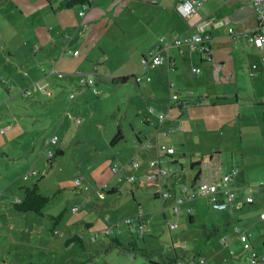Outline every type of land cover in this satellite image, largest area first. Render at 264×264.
Here are the masks:
<instances>
[{
  "label": "crops",
  "instance_id": "1",
  "mask_svg": "<svg viewBox=\"0 0 264 264\" xmlns=\"http://www.w3.org/2000/svg\"><path fill=\"white\" fill-rule=\"evenodd\" d=\"M185 1L192 0H96L87 15L81 17V6L68 7L64 0H0V12L3 13L0 20V40L2 38L1 41H6L4 45L1 44L3 48L0 49V64L2 56H5L6 66L14 70L11 77L9 74L7 92L11 99L18 96L13 100L22 96L32 102L27 104L34 105L48 100L60 105L66 117L68 113H73L72 129L75 122L80 120L75 115L79 105L78 108L74 105L77 102L82 103L77 93L88 92L80 90L85 85L82 83L84 78L93 80L99 86L97 79L100 77L105 81L106 90L114 86L121 87V84L114 82L120 78H141L139 84L133 81L137 90L134 97L136 100L141 97L143 102L147 101L148 105L156 109V113L172 114L175 109L180 114L177 120L168 118L164 124H160L157 114L153 113V117L149 113L143 121L145 131L137 126L132 127L139 155L142 156L144 152L145 157L151 158L150 161H160L163 167L171 169L168 178L163 181L164 190L171 193V198L166 202L155 198L157 190L148 184V188L153 191L154 200L161 203L164 220L171 223L170 213L174 206L187 202L190 208V222L194 224L197 200L203 198L211 204L209 197H191L193 192H197L201 182H217L234 168L239 169V174L234 177L232 183L237 194L233 208L220 211L229 212L227 214L230 221L225 222L224 226L213 224L219 227V230L210 240L216 242L212 246L204 236L196 246L199 249L206 243L202 249L208 258H205L203 250H189L183 243L175 242L173 237L172 246L168 245L169 253L160 255L155 247L158 243L152 242L156 241V236L153 237L154 240H148L142 246L133 233L132 228L135 227L126 225L133 237L127 243L136 240L140 248L153 251V260L157 262H161V257L171 259L175 256L185 259L198 257L210 260L213 264H252V253L264 256V253L258 252L257 247L260 245L264 249V225L258 221L252 224V219L240 222L238 212L243 210L244 206H249L246 201L249 187L255 185L264 190V187H261L264 182V115H247L246 112L252 105H264V89L260 95L261 88H264V55L256 46L249 44L245 37L258 27L256 6L254 0H203V6L197 13L185 17L178 10ZM230 29H234L236 33L232 35ZM201 32L205 34V43L169 46L165 42L195 36ZM163 39L165 41L161 42ZM77 51L79 54L75 56ZM152 54L162 57L164 64L156 69H143V60L151 59ZM196 69L200 71L196 72ZM60 74L62 77H59ZM148 78L151 80L148 81ZM214 85L218 87L215 90L211 88ZM90 87L92 86L85 85V88ZM24 90H28L30 94L24 95ZM90 93L96 94L94 88ZM173 95H178L179 100L189 106L180 107L176 101L171 100ZM72 107L73 110L70 111ZM140 115H146V111L141 110ZM4 116L7 118L0 121V136L5 138L14 133L19 124H10V115ZM29 116L38 118L35 115ZM38 116L44 118V114ZM185 119L190 123L187 127H183ZM177 121L181 124L178 141L182 158L189 159L187 161L191 165V171H187L184 162L174 157L177 153L176 144L167 143L176 131V125L173 124ZM79 122L75 136H72L71 129L67 130L72 137L71 141L65 144L67 148L88 143L83 134H88L90 129L88 126L80 127L84 120ZM252 124L255 126L251 127ZM119 130L120 127L118 132ZM54 136L59 138L56 132L52 137ZM114 139L111 141V147L119 144L113 145ZM50 140L46 142L47 147L53 144L49 143ZM62 141L63 145L65 138H62ZM103 142L104 145L107 144L106 141ZM60 143L59 138L58 143L53 144L59 146L57 150L63 151V155L58 158L66 156V150ZM161 146L174 148L175 154L167 155L161 150ZM47 150L40 151L38 145L31 148L36 158L28 159L24 163L25 167H30L28 173L31 176L39 175L36 167L41 171L48 168L44 157L49 155L52 158L57 150ZM130 152L132 154H127L125 160H121L120 153L111 158V169L113 173L114 169L119 170L114 174L118 175L120 182H123L122 174L132 173V176H138L139 181L134 185L140 189L143 185L139 182H144L149 172V164L146 169L147 165L135 160L134 150ZM21 157L22 160L25 159V155L22 154ZM117 160L122 161L121 165ZM131 161L139 164L137 169L128 166ZM54 162L55 160L49 159L48 163L52 167ZM80 172L78 171L77 175H80ZM30 177L28 181L24 178L23 180L29 182ZM182 177H185L187 183L183 184L185 186H182L179 193ZM103 184H107L106 189L110 188V184L108 186L103 180L98 184L100 190ZM17 191L14 193V199L0 201V205L14 209L13 204L20 202L24 197ZM112 191V194H117L118 199V186ZM134 191L132 190L133 199L139 204L140 210L127 219H142L149 224L150 229L151 221L141 204L136 202L138 193ZM106 200L105 196L103 201ZM256 203L257 200L254 199V205ZM261 211L264 218V205ZM104 220L106 221V218ZM87 225L91 227V224ZM236 228L252 234L254 230L258 231L257 237L250 233L251 252L244 250ZM146 245H149V248Z\"/></svg>",
  "mask_w": 264,
  "mask_h": 264
},
{
  "label": "rangeland",
  "instance_id": "2",
  "mask_svg": "<svg viewBox=\"0 0 264 264\" xmlns=\"http://www.w3.org/2000/svg\"><path fill=\"white\" fill-rule=\"evenodd\" d=\"M2 15L3 13L0 12V20ZM1 40L0 49L3 48L2 45L6 42ZM4 59L5 56H2V63L0 64V121L7 118L4 115H10V124L14 126L19 124V126L16 127L17 130L14 133L9 134V137L4 138L0 136V201L6 202L7 199H14L16 190H18V193L24 195V188L32 187L34 184H38L40 192L49 197L51 201L44 210V217H36L31 213H20L11 206L0 205V264L146 263L141 254L133 255L118 248L109 252L110 238L106 239L103 237V232L111 224L125 221L139 212L140 206L135 203L132 190L138 193L136 202L141 204L152 224L144 236H141L135 228H132L133 233L138 243L142 246H144V242L156 238V241L152 242L158 243V246L155 247L158 248L157 252L160 255L169 253L168 245L172 246V237L178 244L183 243L188 246L189 250L193 248L203 250L202 247H205L206 243L202 247H199V249L196 246L199 239L203 237L205 225L211 229L213 224L224 226L225 222L230 221V217L227 214L229 212L216 211L205 199L200 198L197 200V210H194V224L190 222L188 214V209L190 208L187 202L180 205L182 210L181 218L180 216H175L172 211L170 213L172 222L168 223L164 220L161 212V203L154 200L153 191L151 188H148V184L139 182L143 186L137 189V185H130L129 182L132 173L122 174L123 182H120L118 175L113 173L111 158L115 157L117 153H120L121 160H125L127 154L128 156L132 154L130 150H134L137 158L135 160L147 165L146 169H148V164L151 160V158L145 157L144 152H142L141 156L139 155L140 151L136 150L138 144L132 132V127L137 126L145 131L144 117L149 115V113L153 117L155 115L150 112L149 108L151 106L148 105L147 101L143 102L141 97L138 100L134 98L137 90L133 82H129L124 86L120 85L121 87L114 86L106 90L105 81L99 77L97 79L99 86L95 84L90 88H85L84 85L80 88L83 92L88 90L87 93L96 88L98 94L90 93L86 96L87 93L80 94L76 90L75 93L81 97L80 101L82 103L79 104L77 102L74 105L76 108L79 105L80 109H78L75 115L80 118L79 121L84 120L80 127L88 126L90 132L85 135L83 134L88 143L67 148L65 144L69 140L71 141L72 138L70 137V131L67 130L71 129V124L74 120L73 113H68L66 117V114L63 113L64 111L62 112V109H60V105L54 104L52 101L48 102V100H43L42 103L32 105L27 104V102L30 103L31 101L24 99L22 96H19L17 100L13 99L18 96L11 99L7 88H9V78L14 73V70L10 66H6L7 64L4 62ZM190 71L192 72V69ZM175 78L177 77L175 76ZM211 88L215 90L218 87L214 85ZM263 89L262 87L260 95L263 94ZM72 110L73 107L70 111ZM141 110H145L146 115H140ZM172 112L169 118L177 120L178 115H180L178 110L173 109ZM246 112L247 115H264V105H252ZM14 114L15 116H12ZM38 114H44V118L42 119ZM29 115H35L38 118L36 120L33 116ZM185 121L183 122V127L190 125L187 119ZM78 122H75L74 128L71 129L73 131L72 136H75V133H77ZM154 122L156 123V121ZM173 125H176V131L172 134V139L167 143L171 145L173 143L176 144L177 153L174 157L184 162L187 171H191V165L187 161L189 159L182 158L183 154L178 141L179 135H181L179 129L181 124L177 121ZM254 126V124L251 125V127ZM119 127L124 134V141L111 147V141L116 137ZM55 132L59 135L60 145L63 142L62 138H65L62 148H65L66 156L55 159L52 167L48 163L51 157L49 155L48 157L45 156L44 161L48 168L45 171H41L40 168L36 167L40 172L39 175L31 176L28 173L30 167L27 168L24 165L28 159L36 158L31 152V148L38 145L40 151L43 149H48L47 151L50 152L57 150L58 145L50 144L49 147L46 145V142L51 139ZM39 138L40 140H38ZM103 141H106L107 144L104 145ZM40 151H38V154ZM22 154L23 156L25 155V159L23 160L21 159ZM121 160H117L120 165ZM166 169L171 172L169 167H166ZM179 169L180 166L178 167ZM78 171H81L80 175H77ZM144 174H146V170ZM26 175L31 176L29 182L23 180ZM78 177H84L83 185L87 187L85 192L82 190V187L78 186ZM103 180L108 183V186L112 182L110 188L103 191L107 198L106 201L101 200L99 193H97L100 190L98 184ZM180 180H182V185L178 188L179 193L182 186H185L183 184L187 183L185 177H182ZM115 186H118L120 190L118 199L116 198L117 194L109 193ZM252 188H254L253 195L257 203L253 206H244L243 210L238 212V218L240 222L252 219V224L258 221L264 225V218L261 215V208L264 205V190H260L255 185ZM62 213H65L64 218L59 223H56L52 218L58 217ZM105 218L111 219L110 222L105 221ZM174 223H178L179 227L176 231H170L169 226ZM87 224H91L89 229L86 228ZM241 224L246 223H238V225ZM231 228H233V225ZM121 229L122 235L120 239L123 243H127L128 240L133 239L129 227L122 225ZM75 234L84 237L87 251L81 250L76 244L69 246L65 244L66 238ZM96 234H99L98 240L91 242L90 238ZM254 234L257 237L259 233L257 230H254L252 235ZM180 238L182 239L180 240ZM214 243H216L215 240H212L209 242V245L212 246ZM146 246L149 248V245ZM257 247L258 252L264 253V249L260 245ZM203 254L205 258H208L204 250Z\"/></svg>",
  "mask_w": 264,
  "mask_h": 264
},
{
  "label": "built area",
  "instance_id": "3",
  "mask_svg": "<svg viewBox=\"0 0 264 264\" xmlns=\"http://www.w3.org/2000/svg\"><path fill=\"white\" fill-rule=\"evenodd\" d=\"M96 2V0H89L87 3H84L81 6V11L79 15L81 17H85L88 13V11L91 9L92 5ZM254 4L256 6L257 10V17H258V27L245 35L246 40L249 44H252L256 46L260 51H262L264 55V0H254ZM203 6V0H192V1H185L182 3L178 10L185 16V17H191L197 11ZM230 33L234 35L236 32L234 29H230ZM165 41L164 39L161 41ZM169 46L175 45V46H182L184 44H198V43H205L206 38L205 34L203 32L195 35V36H186L183 38H176L172 39L171 41H165ZM79 52H75V56H77ZM164 63V59L160 58L158 56H154L152 54L151 59H144L143 60V69L150 68H156ZM263 64H264V57H263ZM196 72H199L198 69L195 70ZM59 77H62L60 74ZM137 81H140V79H137ZM83 84L86 86H94V81L89 80L88 78H84L82 81ZM94 92L97 94L96 88H94ZM24 95H29L30 92L28 90L23 91ZM172 99L174 101H179L178 95H173ZM181 102V101H180ZM179 102V103H180ZM184 105L186 103L183 102ZM150 112L153 113L154 109H150ZM170 113H160L158 115V121L160 124H164L166 120L169 118ZM59 138L57 136H54L51 138L49 143L57 144ZM161 150L164 151L167 155H174L175 149L169 148L166 146H161ZM128 166L132 169H137L139 164L135 161H131ZM118 169H114V173H118ZM170 172L166 169V167H163L160 163V161H150L149 163V172L144 178V182H146L149 185H152L156 188L157 194L160 196L162 201H167L171 198V193L169 191L164 190L163 181L168 178ZM239 174V169L234 168L226 175H223L217 182L214 181H202L201 184L198 187L197 192H193L191 194L192 198L196 197H209L211 200V203L213 205V208L219 211L229 210L233 208V202L236 198L235 190L232 187V183L234 180V177ZM24 179L26 181L29 180V176H25ZM138 176H132L129 178L130 184L136 183L138 180ZM78 186L82 187L84 190H87V187H84L83 185V178L79 177L77 179ZM107 184H103V187L100 190L99 196L101 199L105 198V194L103 193L104 189H106ZM220 193H224L227 197V200L225 202L220 203L218 200V195ZM246 201L248 204L254 203V197L252 196V189H249L248 196L246 198ZM180 211L179 203H177L174 206V212L178 216ZM106 221H109L108 218H106ZM122 225L127 226H133L135 228H138L139 232L141 234L145 233L148 229V224L145 223L142 219L138 220H132V219H126L125 221H121L120 223L111 224L110 227L103 232L104 238H110V237H120L122 235ZM171 230H176L178 228L177 224H172L170 226ZM239 238L241 242L243 243L244 249L246 251H252L251 244H250V238L251 234L247 232H242L239 228L236 229ZM99 234H96L91 239L93 241L97 240ZM252 264H264V256H259L257 253H252ZM177 264H184V263H177ZM191 264H211L208 261L204 259H199L197 261L192 262Z\"/></svg>",
  "mask_w": 264,
  "mask_h": 264
},
{
  "label": "trees",
  "instance_id": "4",
  "mask_svg": "<svg viewBox=\"0 0 264 264\" xmlns=\"http://www.w3.org/2000/svg\"><path fill=\"white\" fill-rule=\"evenodd\" d=\"M89 0H64L66 6L68 7H74V6H82L84 3H87ZM205 51V49H204ZM206 52V51H205ZM160 57V56H158ZM162 58V57H160ZM164 64V63H163ZM162 64V65H163ZM160 65V66H162ZM159 67V66H158ZM149 69H152L150 67H148ZM157 68V67H156ZM156 68H153V69H156ZM199 70V69H198ZM200 71V70H199ZM137 79H140V81H137ZM141 78H136L135 76H131V77H123V78H120L119 80H115L114 82H118L119 84H127L129 82H136L137 84H139L141 82ZM151 79L148 78V81H150ZM173 97V96H172ZM172 101H174L172 98H171ZM178 105H180V107H185V106H189V105H184L183 102H180L179 101H176ZM180 102V103H179ZM150 109H154V112L153 113H156V109L153 108V107H150ZM161 112H158L156 113L157 115V118H158V115L160 114ZM167 113H170L171 115V112H167ZM137 139L140 141V139L137 137ZM124 141V136H123V133L121 130H119L118 134L116 135L114 141H113V145L115 144H118L120 142ZM63 155V151L62 150H57L53 156H52V161H54L55 159H57L58 157L62 156ZM138 181L136 183H132V185L134 184H137ZM146 183V182H145ZM147 184V183H146ZM152 186V185H151ZM261 187H264V182L261 184ZM250 189H252L251 187H249ZM84 192L86 190L82 189ZM105 190V189H104ZM24 197L23 199L20 201V202H16L13 204L14 206V209L17 211V212H20V213H25V214H33L35 216H40V217H44L45 214H44V210L46 209L47 205L49 204V202L51 201V199L45 195H43L41 192H40V188H39V185L38 184H34V186L32 187H25L24 188ZM110 194L113 193L112 192H109ZM236 193V192H235ZM252 194H253V189H252ZM237 196V194H236ZM253 196V195H252ZM155 198H158V199H161L160 196L158 194H156ZM101 199V198H100ZM105 199V198H104ZM104 199H101V200H104ZM210 199V198H209ZM218 200L220 203L222 202H225L227 200V197L224 193H220L218 195ZM163 202H166V201H163ZM211 202V200H210ZM212 204V203H211ZM250 206H253V204H249ZM179 207H180V204H179ZM213 207V205H212ZM214 209V208H213ZM216 210V209H214ZM216 211H219V210H216ZM226 211V210H224ZM173 213L175 214L174 212V208H173ZM181 213V208H180V211H179V215ZM64 214L65 213H62L60 216L58 217H53L52 219H54L56 221V223H59L60 220H62L64 218ZM176 215V214H175ZM177 216V215H176ZM145 223H147L146 221H144ZM148 224V223H147ZM177 224V223H175ZM178 225V224H177ZM171 226V225H170ZM169 226V229L171 228ZM90 225H87V229H89ZM138 230V228H135ZM148 229H149V224H148ZM148 229L145 233L141 234L138 230V233L142 236H144L147 232H148ZM237 229V228H236ZM219 230V227H215L213 226L211 229L207 228V227H204L203 229V236L205 237V239L207 241H210L211 239H213L215 237V234L216 232ZM170 231H174V230H171ZM242 231V230H241ZM242 232H247L250 234V232L248 231H242ZM240 239V238H239ZM65 244L67 246L69 245H72V244H76L79 246V248L83 251L86 250L85 248V244H84V237H82L81 235L77 234V235H72L70 237H68L66 240H65ZM243 244V243H242ZM185 246L182 247V249H184ZM121 249L122 251H129L131 252L133 255L135 254H141L143 256V258L146 260V263L145 264H177V263H184V264H191L192 262L194 261H197L199 259H202V258H198V257H193L191 259H185V258H178V257H175L174 258H164V257H161V262H157L155 260H153V257H154V253L153 251L151 250H147L145 248H140V246L136 243V240L134 242H131V243H127V244H123L121 242V239L120 237H110V245L108 247V251H112L113 249ZM252 248V246H251ZM107 251V252H108ZM232 254H234V252H232ZM205 260V259H204ZM207 261V260H206ZM209 263H211L210 261H208ZM29 264H33V263H29ZM213 264V263H211Z\"/></svg>",
  "mask_w": 264,
  "mask_h": 264
}]
</instances>
